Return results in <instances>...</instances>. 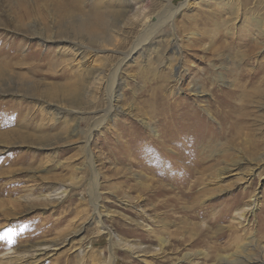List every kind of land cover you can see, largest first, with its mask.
<instances>
[{"label": "rangeland", "instance_id": "1", "mask_svg": "<svg viewBox=\"0 0 264 264\" xmlns=\"http://www.w3.org/2000/svg\"><path fill=\"white\" fill-rule=\"evenodd\" d=\"M169 1L174 7L186 2L77 0L68 11L60 0H0V255L45 240L56 247L38 264H109L111 259L113 264H221V259L199 258L205 246L167 248L162 259L163 253L156 257L152 249L155 233L168 239L173 233H197L192 222L198 219L184 218L190 215L181 208L189 198L175 189L174 176L160 175L176 167L170 162L176 151L190 149L207 168L196 175L208 189L200 205L212 204L211 214L227 216L222 224H238V202L258 194L256 215L248 214L246 227L259 238L264 230V0H189L167 22L154 25ZM150 24L154 33L132 51L143 25ZM69 39L78 43L73 46ZM78 47L83 54H77ZM125 56L113 88L114 71ZM29 87L34 91L28 93ZM74 91L77 104L59 102ZM34 94H48L74 113L57 115ZM100 117L106 121L93 127L87 140ZM68 124L74 128L66 131ZM19 126L34 138L21 142L12 136ZM4 132L12 133L6 143ZM93 172L112 240L96 222ZM165 185L172 192L149 199L156 186ZM61 189L66 190L62 198H47ZM173 190L182 197L176 208L153 209ZM119 237L146 249L134 255L119 246ZM232 240L216 242L220 253L228 259L246 256L235 253L239 246ZM12 259L0 257V264H15Z\"/></svg>", "mask_w": 264, "mask_h": 264}, {"label": "bare ground", "instance_id": "2", "mask_svg": "<svg viewBox=\"0 0 264 264\" xmlns=\"http://www.w3.org/2000/svg\"><path fill=\"white\" fill-rule=\"evenodd\" d=\"M75 2H77V0H60V2H58V3H59L60 8H62V10H65L67 8V10L69 11L71 9V7L75 6ZM188 2H189V0H186V2H183L179 7H174V5L173 6L171 5L172 4V1H169L170 4L165 8L164 15H161L160 16V19H158V22L156 21L154 23V25H156L157 23L160 25V23L161 24H164V22H167L169 19H171V17L174 15V13L176 11H179L181 8H183L186 4H188ZM190 4H192V3H190ZM123 13H124L123 10L118 11L116 13V16H118V17H117V19H115V21H118V19H120V16H122ZM102 18L104 19V15L102 16ZM161 20H163V21H161ZM113 23H114V21L112 22V24ZM83 24L80 23L77 26V28L80 29L81 27L84 26ZM154 25L153 24L152 25L151 24L150 25H143L142 34L138 38V42L134 45L132 51L141 49L143 47L142 44L144 42H147L148 39H149V37H150V35L152 36V34L154 33V31H153L154 30L153 29V26ZM68 41L73 46H75L78 43V42H76V41H74L72 39L71 40L69 39ZM75 50H76L77 54L80 53V55L83 54V52H84V50H81V48H79V47L78 48H75ZM174 53H176V51ZM82 57H83V55H82ZM127 57L128 56H125L123 58L122 63L120 62V64L116 67V70L114 71L115 81H114L113 88L119 84V81H120L119 73L121 71L120 68H121V65L124 63V61L127 59ZM249 72H251V71H249ZM183 76H184V74L180 73V71H179L178 78L176 77L178 79L177 81L180 82V80L182 79ZM259 80H260V78H259ZM239 83H240V81H239ZM249 84H251V83L249 82ZM261 84H262V82H261ZM241 85H239V86H241ZM253 86H254V84H253ZM179 88H180V86H179ZM255 88H258V87H255ZM26 91H28V93L33 92L34 91V88L29 87V88H27ZM198 91H199L198 88H196L195 89V92L198 93ZM227 92H228V90H227ZM199 93H200V91H199ZM242 93H243V91H242ZM114 94H113L112 100L115 97ZM258 94H259V92H258ZM50 95H53V94H50ZM78 95H79L78 92H75L74 91V92H69L68 95H67V98L61 99V100L59 98L58 99L60 100L59 101L60 103H63V100H64L68 104H70V103L71 104H77L79 102V100H80V98H79ZM35 96H37V95H35ZM48 96H49L48 94H45V95H39L36 98L38 100H40L42 103H47L48 105H51L53 111L57 115H59L61 113H67V112L68 113L69 112H73L74 113V111L72 109H69V108L60 106L58 104V100H56L57 103L56 102H53L54 100L53 99H50V97H48ZM244 96H242V97H244ZM249 96H251V95H249ZM60 97H62V95H60ZM260 99H262V98H260ZM253 101H256V99L253 100ZM244 103H245V101H244ZM113 104H114V102H113ZM113 104H112V107H113ZM246 106H248V105H246ZM111 109L112 108H110L109 110H111ZM109 110H107V112H105V113L108 114ZM33 115H35V113H33ZM245 115H246V113L243 112V119H242L243 122L245 121ZM17 116L19 117V114ZM74 118H78V117H74ZM28 119H30V118H28ZM103 119H104V117H100L99 120H97V122L92 126V128L90 129V131L87 134L88 135L87 140L88 139L89 140L91 139L90 138L91 137V130L93 129V127L99 128V126H101V124H103V123H101L103 121ZM203 119H204V117H203ZM197 120H198V117H197ZM200 121H201V118H200ZM193 122H195V121H193ZM242 124H244V123H242ZM190 125H191V123H190ZM23 126H24V124H23ZM20 128H21V126H19L18 129L11 130V132L13 133L12 136H14L17 139H20L21 142H27L31 138H34L32 134H29L26 131L24 132V131L20 130ZM69 128H74V126L72 127L71 124H68V126L65 128V130L67 131ZM240 128H242V127H240ZM9 133H7V132L2 133V135H4V136H2V138H3V140H4L5 143L7 141H9L8 140V138H9L8 137V134ZM12 133H10V134H12ZM43 137L44 136H40V139H42ZM89 154H90V158L89 159L93 161V158H92L93 156H92V154H91L90 151H89ZM175 154H176V157H174V160H171L170 161V159H169V161L175 163L176 164V167L175 168H171L170 170H167V171L164 170V171H162L160 173V175L161 176H174L173 178H174L175 189H177L179 192H181V196L183 198H186V199L189 198V200H188L189 205L188 204H183V203L181 204V208H182V212L184 213V216H186V214L187 215L188 214L190 215L189 217L186 216L184 218H186V219H194V220L195 219L196 220L198 219L199 221L202 220V222L200 223L198 220L196 222H192L197 227V230H196L197 233H196V235H193L191 237H186L184 235L183 236H180L181 234H179V233H175V234L173 233V235L171 234L172 236L170 235L171 237L168 239L167 237H164V236L159 235L158 233H155V235H154L155 238H154L153 241L156 243V246L154 245V247H152V249L155 252V256L156 255L161 256L162 253H163V255L161 256V259H162L163 256H165L164 255L165 254L164 252L167 250V248L170 249L171 247H174L173 249H176V247H179V246H185L186 247L187 245H190V246L193 247V246L199 245V246H205V247H207L206 250H202L201 249L202 250L201 254L203 256L202 257H199V258L204 259V261L221 259V261H222L221 264H229V263L230 264L231 263H236V264H264V230L261 229L260 235H259V238H258V237H255L253 235V233H254L253 231L251 232V234H248L249 231H248V229L246 227V219H247L248 214L250 213V214H252V216L253 215H256V214H253V212H254V209H255L254 207L256 205V201L259 199L258 194L254 195L253 201H247L245 199H241L238 202V204H237V206H236V208H235L234 211H236V213H235V219H238L237 222H238L239 225L236 224V223H234L235 221L234 222L231 221L228 224L227 223L226 224H222V223H224L227 220V216H224L223 217L221 215L211 214V212L209 211V209H211L210 207H212V204L200 205L201 204V201L203 200V197L206 194V193H204V191L207 192V190H208V189H205L204 186H202L203 181L200 180L201 177H199V176L197 177L196 176L197 174H203L206 171V169H207V168L203 167V164H202L203 159L200 157L199 154H197L196 152L192 151L191 149L189 151L186 150V151H183V152L176 151ZM90 164H92V163H90ZM181 171L184 172V173L181 174L180 173ZM157 172H158V170H157ZM194 176H196L195 179L194 180H190ZM91 180H92L91 181L92 186H91L90 193H91V196H92L91 197L92 198V204L94 206L95 214H96V217H97V221L96 222L101 227L102 232L108 234V236L112 240V238L114 236V232L108 226H105V224L103 222V214H102V211H101V206L102 205L100 204V202L98 200L99 198H98V194H97V192H98L97 189H98L99 183H98V174L96 172L94 173V176L92 177ZM130 187H132V186H130ZM159 187L160 186H156V188L154 190L150 189V190H152L151 191V194L149 196V199L150 200L151 199H158L163 194L168 193L170 191L172 192V190L168 189V185H165L164 186L165 188H159ZM65 192H66L65 189L64 190L61 189V190L56 191L53 194V197H52V195H49V196H47V198H50L52 200H57L59 198H62L65 195ZM173 192H175V191L173 190ZM182 197H180L176 192L174 193V195H167L166 197H163V198L159 199L158 200V203L154 205V208L153 209H158L159 207H164V206H166V208L169 207V206L175 207L176 204H180L181 203L180 201H181ZM190 203L191 204L193 203V204L190 205ZM221 210L224 211V212H228V214H231V212H230L231 209L228 208V207H221ZM171 213H170V215H172ZM223 238L224 239L225 238L233 239L232 240L233 242L232 241L231 242L233 244L236 243L239 246V247H237V252H235V253L238 254L240 251H243L241 253L242 254L244 253L246 256H239V257L234 258V259H228L227 257H224V255L222 253H220V245H218V243H216V242H219L220 240H222ZM118 239H119L118 240L119 241V246L121 248H123L124 250H127V251L131 252L134 255L141 254V252L144 251L143 249L145 248V246H143L142 244H138L137 245V244L131 243L130 240L125 239V238H122V237L121 238L119 237ZM114 243L115 242H111V245H114ZM230 245H232V244H230ZM249 246L251 247V249H254L251 253L246 252V250H247V248ZM55 247H56V244L55 243L53 244L52 241H45V240H43V241H35V242H30L27 246L22 247L21 248V251L17 247L16 248V251H14L12 249L11 251L6 252L5 254L2 253V255H0V257H2L3 260L4 259H9L7 261L13 260L12 258H14L15 259V262H16L15 264H21V263H24V262H29V264H38L39 262H41V260L43 259V257L45 255H47L49 253H52ZM196 252H198V251H196ZM8 253H10V254L11 253H13V254L15 253V254L13 256H11L12 254L10 256H8L7 255ZM190 253L188 252L187 255H190ZM100 254L102 255L103 252L101 251ZM193 255H194V253H193ZM187 257L188 258L189 257H192V253H191L190 256H187ZM247 258H249V259L242 261V259H247ZM191 260H193V258H191L190 261ZM161 262H163V261H160V263ZM100 263L101 264H104L102 260H101ZM109 264H113L112 259L110 260Z\"/></svg>", "mask_w": 264, "mask_h": 264}]
</instances>
